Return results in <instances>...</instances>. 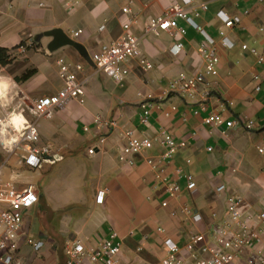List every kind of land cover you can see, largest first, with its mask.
<instances>
[{
  "label": "crops",
  "instance_id": "crops-1",
  "mask_svg": "<svg viewBox=\"0 0 264 264\" xmlns=\"http://www.w3.org/2000/svg\"><path fill=\"white\" fill-rule=\"evenodd\" d=\"M178 2L0 0V47L9 50L11 56V63L0 70V118L13 115L3 121L11 119L14 123L17 115L34 120L33 102L55 95L63 87L60 59L81 65L83 70L78 76L86 80L84 103L73 101L58 110L52 119L37 121L39 146L49 147L50 158L55 157V162L29 167L24 163L27 152L20 148L0 164H5L3 182L13 179L23 186L27 182L39 193L38 204L24 213L18 237L20 249L12 264H67L65 249L69 242L96 246L112 232H117L122 242L119 264H157L166 256L167 238L183 247L193 234L212 236L217 224L226 218L231 196L243 199L244 215L264 213V154L258 151V147L264 146V64L257 63V55L264 53L261 31L264 0H197L193 4L192 9H197L199 16L193 11L190 15L217 44L221 41L219 32L224 29L220 13L240 18L231 29H225L235 46L219 47V75L208 78L211 96L207 109L199 115L195 114L199 104L179 94H165L170 81L180 73L193 75L202 70L204 64L198 53L201 34L188 27L184 50L178 56L171 52L175 40L170 34L142 35V26L148 18L162 14L170 4ZM201 3L208 5L207 11L200 9ZM128 5L139 19L131 32L141 38V57L126 64L130 75L118 83L98 71L94 63L90 64L67 42L81 44L91 59L102 45L123 34L127 17L121 14V9ZM180 25L185 24L181 21ZM78 31L82 34L75 38ZM243 45L249 50H243ZM141 59L149 60L153 68L146 70L140 64ZM255 76L260 77L259 92L255 90ZM148 96L161 109L152 110L150 126L144 127L140 117ZM171 106L177 107V111L166 117L164 112ZM210 114H221L237 124L231 129L205 124L204 119ZM97 118L101 122L117 120L120 129L104 131L94 124ZM244 120L255 123L252 130L242 127L240 122ZM85 126H91V130L86 132ZM125 129H135L146 137L164 129L177 141H186L188 146L177 153L168 173L174 176L176 169L190 160L187 167L200 196L193 198L185 181L178 199H168L162 188L155 187V174L146 158H159L158 148L143 154L135 167L119 162V137ZM102 137L105 143L95 156H89V148ZM16 154H20L19 171L13 174L9 165ZM66 161H71L68 163L74 176L63 177L65 184L60 192L52 186L45 191L36 183L38 177H43L42 173L49 175L54 169L43 168L44 164L57 166ZM222 185L226 188L219 192ZM105 188L109 190L105 201L98 204L96 195ZM165 200L169 202L166 208L162 207ZM186 206L202 220L195 222L181 213L176 217L171 215ZM67 209L71 211L66 215L59 214V210ZM253 226L260 228L264 224L255 220ZM159 227L165 232H159ZM27 238L42 241L44 247L35 251L26 244ZM185 263L193 264L190 260ZM238 264H246V257Z\"/></svg>",
  "mask_w": 264,
  "mask_h": 264
},
{
  "label": "built area",
  "instance_id": "built-area-1",
  "mask_svg": "<svg viewBox=\"0 0 264 264\" xmlns=\"http://www.w3.org/2000/svg\"><path fill=\"white\" fill-rule=\"evenodd\" d=\"M197 0H180L178 3L170 4L165 11L157 16L147 19L142 26V35L160 36L162 33L170 34L175 43L171 49L173 55L178 56L184 50L183 40L188 34V27L193 28L202 36V41L198 48V53L203 61L202 70L196 74L187 75L180 73L169 83L165 95L179 94L187 100L199 104V110L195 114L199 115L207 109V102L211 96L208 89V78H215L219 75L220 53L222 49H231L235 46L234 42L226 35L225 29H231L240 22V18H230L223 12L220 18L223 21L224 29L220 30V44L207 34L190 15L193 11L196 17L199 16L197 9H192ZM200 9L208 10L206 3L200 4ZM121 14L127 17L123 26V34L116 40L104 44L92 55L91 60L96 65L98 71L104 73L109 78L118 83H123L130 75V70L126 64L141 57V38L134 35L131 30L133 26L139 24L137 13L128 5L121 9ZM185 25H180V22ZM264 32V28H261ZM82 31L74 33L77 38ZM243 50H249L247 45L242 46ZM253 54L256 51L250 49ZM257 63L264 64V53L257 55ZM59 76L63 82V87L55 95L37 98L32 105L31 113L33 121L24 120L19 128L12 126L14 133L8 147L10 153L23 148L27 155L24 163L29 167H39L45 161L55 162L49 147H40V134L37 128V121L50 120L58 110L65 109L69 103L78 101L84 103L86 80H81L78 73L83 70L81 65H72L64 59L58 61ZM141 66L146 70L153 68V64L147 59L140 60ZM255 90H261L260 77L255 76ZM153 97L148 96L146 103L143 104V114L140 117V124L144 127L150 126V116L152 110L161 109L160 105L152 102ZM177 111V107L171 106L169 111L164 112L166 117ZM0 125L7 126L10 123ZM205 124L218 127L233 128L237 121H228L221 114H210L204 119ZM242 127L252 130L255 123L251 120L240 122ZM94 124L100 129L108 132H116L120 129L117 120L101 122L99 118L94 120ZM84 130L89 132L91 126H85ZM120 146L118 160L130 167L138 164V159L148 151L158 148L161 153L159 158H146L147 164L155 174V187L162 188L168 199H178L182 193V182L185 181L186 188L193 198L200 196L198 185L188 167L190 160H186V166L178 167L174 176L168 173L169 165L174 162L176 155L188 146L186 141H177L173 135L162 129L156 132L153 137L141 136L135 129H125L120 133ZM105 143L102 137L97 144L89 148V156H95L100 147ZM3 146L6 144L2 143ZM212 151V148L209 149ZM258 151L264 154V146L258 147ZM5 178V164L0 166V264H12L15 256L20 249L18 237L24 222V213L39 202V193L33 185H21L17 180L3 182ZM225 186L218 188L219 192L225 190ZM108 189L99 190L96 195V202L103 204L108 194ZM244 201L241 197L231 196L227 203V215L215 227L212 236L206 234H193L189 237L186 244L181 247L171 238L165 240L166 256L157 264H187L190 260L193 264H238L246 257V264H264V246L262 237L264 226L257 228L253 226L255 220L264 224V213L257 216L253 214H243ZM169 202H162V207H168ZM179 213L191 218L195 222L202 220L192 208L186 206L180 211L175 210L172 216L176 217ZM158 231L164 233L162 227ZM26 244L35 251L44 247L42 241L32 238L26 239ZM65 253L67 264H83L85 260L88 264H119V257L122 253V242L117 232H112L106 239L98 242L96 246H89L79 241L69 242ZM186 255V256H185Z\"/></svg>",
  "mask_w": 264,
  "mask_h": 264
},
{
  "label": "rangeland",
  "instance_id": "rangeland-1",
  "mask_svg": "<svg viewBox=\"0 0 264 264\" xmlns=\"http://www.w3.org/2000/svg\"><path fill=\"white\" fill-rule=\"evenodd\" d=\"M0 70H1V66H0ZM26 108V112L28 114V106L26 105L25 106ZM13 115L11 114V116H5V117H2L0 118V120L4 118L5 119H8L10 117H12ZM13 118V117H12ZM10 120L8 121H4L3 123L7 124V123H10L8 124L7 126H2L0 125V164H2L5 160H7V158L11 155L10 153V149L8 147V144L10 143L11 141V138L13 136V132H12V126L15 125L16 128H19L20 125L24 122V117L23 116H19L17 115L15 118H14V123L13 121L10 122ZM2 143L6 144V146H3ZM43 144V142H41ZM21 151V150H19ZM20 159V154H16V156H14L13 159H11V165H9V171H11L13 174L14 173H18L17 171H19V165H18V161ZM71 163V161H68ZM67 161L66 162H61V163H58L57 166L55 165H50V164H44L43 165V168H53V171L48 175V174H43V177H38L36 181L37 184L41 185L43 187V189L46 191L48 186H52V187H55L57 188V191L60 192V189L64 186L65 184V180L63 179V177L66 175L69 177V174L71 176H74V172L71 170V168L69 167L70 163H68ZM43 170V169H41ZM21 172V170H20ZM19 175H22L19 174ZM72 180V179H71ZM27 181V180H25ZM69 182L71 183V188L74 187V184L69 180ZM29 183L25 182V185H28ZM54 206V205H53ZM71 211V209H67V210H59V214L60 215H66L67 213H69ZM75 211V209H74Z\"/></svg>",
  "mask_w": 264,
  "mask_h": 264
},
{
  "label": "water",
  "instance_id": "water-1",
  "mask_svg": "<svg viewBox=\"0 0 264 264\" xmlns=\"http://www.w3.org/2000/svg\"><path fill=\"white\" fill-rule=\"evenodd\" d=\"M67 44L73 46L90 64L93 63L89 55L87 54V51L81 44L74 41H68Z\"/></svg>",
  "mask_w": 264,
  "mask_h": 264
},
{
  "label": "trees",
  "instance_id": "trees-1",
  "mask_svg": "<svg viewBox=\"0 0 264 264\" xmlns=\"http://www.w3.org/2000/svg\"><path fill=\"white\" fill-rule=\"evenodd\" d=\"M11 63L9 50L0 47V66H5Z\"/></svg>",
  "mask_w": 264,
  "mask_h": 264
}]
</instances>
